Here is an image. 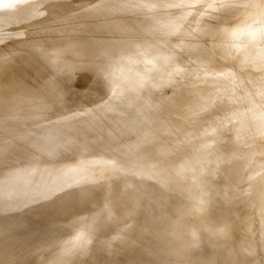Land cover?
Segmentation results:
<instances>
[{"label":"rangeland","instance_id":"rangeland-1","mask_svg":"<svg viewBox=\"0 0 264 264\" xmlns=\"http://www.w3.org/2000/svg\"><path fill=\"white\" fill-rule=\"evenodd\" d=\"M182 1L183 0H0V115L9 109L12 110L13 106L18 108V101L20 100L23 101L26 99L31 100V103H35V101L41 103L52 96L50 93L53 89V93L58 97V91L61 92V90L65 88L62 87V84H64L68 91L66 90V99L64 97L63 101L61 96L64 94L65 89L62 90L61 96L58 97L61 101L59 104H62H58V107L54 106L56 110L57 108L59 109L58 112L54 111L55 109L53 108L54 110L47 120L40 117V113L34 114V117L31 118L29 124L24 129H16L15 131L17 134L29 136L31 135L29 132L33 129L35 130L40 124L51 123L56 120L59 122L65 120L71 122L66 126L67 128L63 133H61V141L65 142L67 139L70 141L73 140L75 143H78L79 146L84 145L86 148L88 145L91 150H80V156H76L79 154L73 152L72 149V151L67 150L65 153L69 155H65L64 153V157L60 159L55 158L52 160L53 162L49 163L50 165L46 163L42 165L39 170L44 173L43 177L45 179L46 177H48L47 179H53L55 176L57 177L58 174V182L60 177L62 180V176L70 170L86 171V176L93 177L95 175L99 178V182L92 185L89 191L94 194L98 191L100 192H98V199H87L85 200L86 202L84 201L85 203L82 200V198L84 199L83 194L78 195L77 198L74 196L72 200H74V203H76L75 205H77V211L74 207L64 211V213H67V215H65L69 217L68 219L65 217L68 221L59 215L60 218L55 216L59 218V222L57 219L55 220L54 216V220L52 218L50 219L49 215H52L48 212L51 210L49 209L50 203L58 199L60 194L63 195L71 190L70 187L64 188L66 192L64 190V192H62V189L60 192L58 190L56 193H60L59 196H56L55 193L50 195V197L54 195L55 199L45 196L43 200L46 201H41V203L44 202L45 204H43L45 206L49 203L47 206L48 211L47 208L45 210V206L43 207L40 201L39 204L37 202V200H41L44 197L35 200L37 204L31 203V205L30 203L26 202V204L24 202V208H22L21 205V208L15 207L16 209L10 206L7 209H0V214H6L8 212L16 213L17 209H23V212L27 211V215L29 214L30 217H32L29 212L32 211L34 215L39 209L44 208L46 212L43 210L38 211H41L40 214H42V217L39 214V217H37L38 219H36L37 224L39 221L41 225V221L45 219L43 222L45 228L49 229L53 227L54 229L53 232L52 228H50L51 231L47 230L49 234L52 232L49 236L48 233H44L45 228L39 230L41 229L40 226H38L39 224L36 228V224L34 223L36 221L32 224L30 220L27 224L33 225L37 230L33 229V227H30L29 230H35L36 233L39 231L42 232H39L41 238L37 237L38 234L35 233L38 239L36 237L32 238L28 243V248L26 247L27 249L25 248V250L21 251V255H14L16 258L20 255L17 259L15 258L14 260V256L13 258L11 257L13 260L9 258V262H7V259L3 262L2 259L7 257V253L14 244L13 241L18 238L20 240V237L23 236L22 234L29 232L28 229V231L26 230L28 225L24 223V227L22 228L19 224V226H17L19 230H15L16 234L14 232L13 235L8 237L1 232V234H3H0L1 263L8 264L12 261L11 264H31L33 262H36L34 264H38L39 261V264H63L61 257H63L64 254L65 256L67 255L66 257L75 256L76 253L71 254L70 252L76 249L75 251L78 255L75 256L76 259L74 256L69 259L72 262L71 264H85L87 262L86 258L88 257L89 261L87 263L89 264L92 262L105 264L103 263L104 258L107 260L106 262L108 264V255L110 256V262H114L117 257L121 258L122 255H124L123 253H125L121 252L122 249L124 251V247L126 245L128 246V240L130 241V238H133V241L137 242V248L128 255V260L143 261V264H168L167 261L165 263L163 260L167 259L169 254L173 251H178V249L184 251V254L181 252V256H184V260L180 264H244L243 261H247V264H264V210L259 216L252 218V215L257 212V207L261 199L263 198L262 201L264 200V175H262L264 172V166L262 165L264 164V117L262 118V114H264V71H262L263 73L260 72L262 68L264 69V0H185L186 3ZM238 2H240V6H238ZM231 11L233 13H231ZM47 12L51 13L47 14ZM230 14L232 16H230ZM216 16H219V18L216 19ZM215 21H217V23H215ZM214 27L216 28L213 31ZM212 32H215L216 35L219 33H224V35L215 36L214 33V35H212ZM204 34H207L206 37H211L212 35V40H208L205 37L209 41L207 42L204 38ZM202 37L204 39H201ZM216 37L217 39L225 37L226 41H224L225 38H221L219 41ZM190 39L195 41V46L191 48L188 46L189 48H187L185 42L189 43ZM207 43L211 45L209 46ZM202 45L204 48L206 47L205 45H207L209 53L206 52L207 48H205V54L208 53L209 55H204L203 57L205 58L198 62L197 60L199 58H197L196 55H203L204 48H202ZM200 48H202V50ZM224 48L225 50H223ZM250 49L258 50L253 51L251 54ZM220 50H223V52L227 50L228 52H224L227 55L223 56L224 53ZM196 51L198 53L195 55ZM243 53L246 55L251 54L249 56V61L246 63V55ZM213 55L216 57H213ZM67 58L74 59L75 63L80 67V70L75 72V66L72 67L71 64L68 65L71 66V68L64 64V66L69 68V70L71 69V71L60 65L65 71V74H63L64 72L61 71L62 69L58 66L57 72L63 73L62 75L61 73H57L59 77L58 75L56 77V73H52L53 70L56 72L54 65ZM257 59L259 60L256 61ZM214 61L215 63L213 64ZM219 61L221 62L216 64V62ZM195 62L199 63L197 67L199 70H196L197 68H193L194 70L190 69L189 72L182 70L187 64H193ZM258 62L259 64H257ZM210 63L212 65H209ZM226 63L228 67H226ZM231 64L233 66H231ZM254 65H256V68ZM138 66H140V69L136 68ZM258 66L262 68L259 69ZM134 67L137 69L136 71ZM251 67L253 69H251ZM220 68L222 69L220 70ZM213 69L217 70L214 71ZM66 70L70 73H67ZM222 71H225L226 75ZM51 76L54 77V80L51 79ZM39 77H45L44 83L48 81L50 84H48V82L46 85L43 84V80L40 78L41 82L39 79V82L34 88V83L36 82L34 80ZM121 77L124 79L122 80ZM120 78L121 81H119ZM230 78H235L237 81L235 79L231 80ZM51 80L54 82L52 81L51 83ZM54 83L55 85H51ZM188 83L191 85L189 84V86H187ZM192 83L196 84L195 87L201 84L199 89V85L197 87L198 91L193 90L195 87ZM56 84H61V87H58V89ZM146 84L148 87L145 86ZM180 84L182 85L180 86ZM141 85L142 88H139L138 86L141 87ZM184 85H186L185 87L187 88H193H190V90L197 93L193 96L191 95L192 97L190 98H179L176 99V102L171 103L170 101L173 100L172 98H175L174 96H177L178 93L180 94L182 91L190 92L189 89V91L185 90L186 88L183 89ZM256 85H258V87ZM175 86H180V89L176 87L174 88V92L173 89L171 90L170 88ZM167 88L168 90L164 91ZM151 90L150 105L142 112L139 108L141 105L140 101L145 98L146 95L148 96L146 93ZM252 90L255 92H252ZM115 92H118L116 95H119V98L113 96ZM134 93L137 95L135 96ZM246 94L247 96L249 95V97H247ZM7 97L9 101L5 100ZM54 98L52 100L51 97L50 101H59V99L56 101L57 99ZM62 102H65V104ZM159 103H163L168 111L170 109L169 112L171 114L168 113L171 118L165 115L166 117L164 116V120L161 118V126L159 124V128L157 125L156 129L153 130L150 128L149 130L151 122L155 124V120L152 117ZM256 103L257 105H255ZM180 105H187V113H189L191 109L194 112V120L199 121V123L197 122L196 125H189L188 123L186 126L183 120H179L178 117L174 119V113L177 112L178 115H181L180 112L177 111L181 108ZM188 106L191 108H188ZM129 107L132 108L130 109ZM133 107L135 109L137 107L136 110L134 109L136 111L135 117L134 114L132 115L134 110L131 113ZM211 108L213 109L211 110ZM167 110H165V112ZM112 111H119L117 112L118 114H124L126 117L123 116V118H127V116L130 118V115L137 118L135 119L136 121L133 117L131 119L134 121L128 118L126 119L127 121L130 120L133 125L139 121L138 123L140 124L137 130L131 126L132 123H130V121H128L129 124L126 120H121L122 116L119 118H121V123L126 121L124 125H115L114 123L117 122L114 120L118 121L119 118L117 120V117H115ZM137 112L138 114H136ZM165 112L163 113L165 114ZM164 114H161L160 117ZM90 115L91 117L87 118ZM184 115H186V113ZM111 118L113 119L112 123ZM196 118L199 119L196 120ZM71 119H74V121H71ZM75 119L77 120L76 122H79L78 124H76ZM177 121H180L183 129L189 127L188 130L185 131L179 128L178 126L181 124L179 125ZM110 123L114 126L112 125V127ZM72 124H76L78 129L75 130L76 128ZM260 126L261 128L263 126L262 130L259 129ZM196 128L199 129V136L193 134ZM3 129L4 128H2V130ZM53 130L54 129H52V131ZM132 130L134 132H132ZM58 131L56 130L55 132ZM1 133L2 131L0 130V137ZM48 133L46 134L48 135ZM46 134L41 135L45 136ZM95 134L96 136L94 137ZM118 137L119 139H117ZM37 138H39V135ZM46 138L45 136L43 141ZM111 139L113 142L121 139L124 142V146L106 149L105 146L112 147L115 144L113 143L112 145ZM93 140L95 143H93ZM108 140L111 141V143H109ZM200 140H203L205 143L200 142ZM8 141H10V139L4 140V142ZM46 141L49 140L46 139ZM117 142L118 141H116V143ZM90 143L94 145L90 147ZM108 143L111 145H107ZM201 143L207 145L203 147ZM54 150L57 151L56 148H54ZM198 151L201 152V155ZM195 153L198 157L195 156ZM202 157L205 158L206 161ZM36 158L37 154H35V157L32 159L26 157L23 159L25 161H23L22 158H18L19 160H17L19 162L22 161V164L23 162H31ZM1 162L0 177L1 174L2 177L0 179L5 176L3 173L12 172V170H8V165H4V163L2 164ZM179 163L182 165H179ZM200 163L204 165V167ZM114 164H117V167H119L115 169V171L110 168ZM100 166L105 167L104 169L106 170L99 169ZM190 166L192 167L190 168ZM131 167L137 170L129 171ZM42 168L45 169L44 172ZM184 168L186 170H184ZM204 168H206V170ZM29 169V171L28 169L25 171L24 168L26 173L24 171L22 173L26 175L28 173V177H34L32 176L34 171L31 172V170L33 169L36 171V169L34 167ZM40 172L37 173H39L42 179L43 177ZM183 172L186 173V176ZM18 173L21 174V171ZM37 173L35 172L34 175H38ZM54 173L57 174L55 175ZM124 173L127 174L124 175ZM258 173L260 174L258 175ZM25 174H23V176ZM29 174L32 175L29 176ZM46 174H49L51 178ZM52 174H54V176ZM64 177L63 179L65 180ZM103 180H112L114 184V186H111L112 189L110 188L109 197L112 198L109 203L107 202V206L112 209V211L109 210L111 214L113 209H116L117 214L125 212L128 213L130 217H132V214H136L139 217L140 214L143 216L144 213L149 212L151 215H155V219L144 222L146 225L144 223L142 224L143 221L139 224L137 221L133 222L129 220L130 224L129 222L126 223L123 231L124 229L126 230V227L129 228L127 232H129L128 234L132 237L126 236V238L125 235H120V238L115 236L117 230H120L118 227L121 226L117 225L116 221H113V218H110L113 214L111 215L110 212H108V217L101 211L103 209L102 205L104 203L106 204V202L101 201L99 197L102 194L101 192H103L101 189L104 183ZM116 180L121 183H119L117 188L115 184ZM144 183L146 184L144 185ZM76 186L77 185H74L72 187ZM136 198H138L137 201L139 202L137 206H133L131 209L126 207H130V205L134 203L132 201H135ZM52 199L54 201H52ZM48 200L51 201L49 202ZM258 200H260V202ZM33 205H38L39 208L38 206L34 208ZM40 205L43 208H41ZM26 206L31 211L26 210ZM31 206L34 210L30 208ZM118 209H120L121 212H118ZM20 210L17 212L23 215V212H20ZM51 211L53 212V210ZM43 213L45 215L48 213L47 219V216L45 217ZM25 214L23 216H25ZM119 215L120 214H114L113 216L117 217ZM34 216H37V214ZM94 216L96 220L98 219V223L95 222L92 228L89 227V230H85L90 235H93L91 239L95 238L94 236L96 233V235L100 234V238L96 236V240L98 242L102 240V242L98 243L94 241V239L92 241L89 238L90 241L88 242L90 243L92 241L91 244L87 242L90 249L86 247L88 244H85L84 249H81L84 243H78V246H80V244L83 246L81 245L82 247H78L76 244L73 246L74 249L71 251L67 250L70 255L66 254L67 252L65 253L64 251V253L60 252V246L67 241L68 236H72V233H75V230L77 228L79 229L80 226H87L84 225L83 220L86 222V220ZM30 217L28 219H30ZM75 217L80 219V222L78 220L70 223V220L73 221ZM49 219L55 222H49L50 225L53 224L50 227L48 226ZM109 219H113V222L111 221L115 224H113V227L118 226L115 229L116 231H114L113 228L107 231V229L112 227V223H110ZM125 219L126 217L122 219L121 222ZM61 220H65L67 223L65 224L66 226H64L67 227L64 231L60 229L63 228L61 225L63 226V223H65H62ZM56 221L59 223V225L57 224V226H59L58 228L56 226L54 227ZM100 221L104 222L103 226ZM105 221L109 222L106 223ZM136 222L138 224H136ZM45 223H47V225ZM73 223L79 226L73 227ZM117 223L119 224L118 220ZM43 224L41 227H44ZM96 224L97 226L101 225L99 229L103 231H99L98 229V232H96ZM71 225L75 228L74 230L70 227ZM94 226H96V229L93 228ZM20 227L22 230H20ZM103 227L107 229L104 230ZM55 228H57V230H55ZM23 230L24 232L21 234L20 232ZM60 230H62V232ZM66 230L69 231V234L73 232L67 235L68 233ZM235 231L237 233L233 235L232 232ZM60 232L61 234L59 235ZM108 232L112 236L108 234ZM244 232H246V234ZM43 233L46 236L48 235L49 239L42 235ZM53 233H56L55 236L52 235ZM106 234H108V236L110 235L111 239L110 236L108 237ZM17 235L19 236L17 237ZM14 236L16 237L15 240L13 239ZM51 236L52 238H50ZM105 236L109 239L107 238V240H105ZM114 237L118 239L115 240ZM122 237L125 239L123 238L122 240ZM199 237H203V239H200L202 240L199 243L201 245H210L211 240H214V244L220 247L216 249V253L214 257L211 256L212 259L210 261H208L209 257L203 253L206 251L205 247H199L198 243H196ZM39 238L43 239V241H39ZM55 238L57 239L56 242ZM50 239L54 240L55 243L53 244ZM112 239L116 241L114 243H117L118 240L120 243L122 240L121 243L126 242L124 243V245H126L123 247L122 244L121 247L118 243L120 249L122 248L119 250V247H115V244H113ZM126 239L127 241H124ZM104 240L107 243H109V240L110 242L112 241V245L114 246L110 247V243L108 245ZM93 243H97L96 245L100 246H98L99 248L96 251V248L93 250V247H96ZM103 244L104 246L102 247ZM257 244L262 245L258 247ZM108 246L112 249L109 250ZM77 247L78 249L80 248L83 253L86 251L84 255L81 256L82 253L80 252V254L78 252L80 250H77ZM233 247L235 248L233 249ZM113 248H117L116 251ZM127 248L128 247H126V249ZM100 249L103 251L101 252ZM91 250L93 251V254H91L92 256L88 253V251L90 252ZM113 250L114 252H112ZM117 250L122 255H118L119 252ZM232 250L235 251V255L238 257V261L235 263H233L232 259L235 257L232 255V253H234ZM98 251L100 256L98 255ZM96 252L97 255L95 254L96 256H94ZM115 252L118 253V256L115 255ZM144 252L149 253L146 255ZM87 253L88 257L86 256ZM102 253L105 254L104 256L106 257H104ZM79 256L81 257L79 258ZM83 256H86V258H82ZM90 256L92 258L93 256L96 257L95 260L98 258L97 261H94V259L93 261L90 260ZM73 258L74 260L72 261ZM81 258L83 260H81ZM246 259H253V261ZM84 260L86 262L82 263ZM113 262L109 264H113Z\"/></svg>","mask_w":264,"mask_h":264},{"label":"bare ground","instance_id":"bare-ground-1","mask_svg":"<svg viewBox=\"0 0 264 264\" xmlns=\"http://www.w3.org/2000/svg\"><path fill=\"white\" fill-rule=\"evenodd\" d=\"M240 1H243V0H240ZM182 2H184V3H186L185 2V0H183ZM234 2V1H233ZM236 3V2H235ZM240 2H238V4H239ZM242 3H244V2H242ZM263 3V2H262ZM261 3V4H262ZM236 5H237V3H236ZM241 5H243V4H241ZM233 6H234V4H233ZM238 6H240V4L238 5ZM245 6V5H244ZM243 6V7H244ZM236 7V6H235ZM228 8V7H227ZM231 9V8H230ZM245 9V8H244ZM44 10H46V9H44ZM47 11V10H46ZM229 11V10H228ZM227 11V12H228ZM236 11V10H235ZM242 11V10H241ZM230 12V11H229ZM228 12V13H229ZM51 13V12H50ZM50 13H48L47 12V14H50ZM226 13V12H225ZM231 13H233L232 11H231ZM241 14V13H240ZM242 14H243V12H242ZM254 14V13H253ZM216 15H218V14H216ZM223 15V14H222ZM228 16V15H227ZM230 16H232L231 14H230ZM245 16V15H244ZM221 17V16H220ZM256 17V16H255ZM217 18H219V16L217 17L216 16V19ZM224 18V17H223ZM228 18H230V17H228ZM232 18V17H231ZM236 18V17H235ZM234 18V19H235ZM239 18V17H238ZM215 19V20H216ZM221 19V18H220ZM228 20V19H227ZM232 20V19H231ZM218 21V20H217ZM217 21H215V23H217ZM221 21V20H220ZM232 22V21H231ZM219 25H220V23H219ZM212 26H213V24H212ZM214 26H215V24H214ZM240 26V25H239ZM216 27H214L213 28V31H214V29H215ZM220 28V27H219ZM218 29V28H217ZM222 29H223V27H222ZM247 30V29H246ZM216 31V30H215ZM221 32H222V30H221ZM228 32V31H227ZM215 34V32H212V35H214ZM207 35V34H206ZM206 35L204 34V38L206 37ZM212 35H211V37H212ZM218 36H221V35H224V33H222V34H217ZM216 34H215V36H217ZM248 35V34H247ZM262 35H263V33H262ZM257 36V35H256ZM193 37V36H192ZM191 37V38H192ZM199 37H201V36H199ZM198 37V38H199ZM211 37L209 36H207L206 38L208 39V40H212L211 39ZM203 37L201 38V39H204ZM205 38V39H206ZM213 38V37H212ZM224 39L225 37H220V39ZM253 38V37H252ZM193 39H194V37H193ZM193 39H190L189 40V43H187V42H185V45L187 46V48H191L192 46H195L194 44H195V41L193 40ZM200 39V40H201ZM206 39V41L207 42H209L208 40ZM216 39H217V37H216ZM219 39V38H218ZM217 39V40H218ZM220 39H219V41H220ZM229 39V38H228ZM236 39V38H235ZM193 40V41H192ZM196 40V39H195ZM230 40H231V38H230ZM219 41H218V43H219ZM224 41H226V38L224 39ZM228 41V40H227ZM232 42V41H231ZM230 42V43H231ZM240 42V41H239ZM238 43V42H237ZM183 44H184V42H183ZM220 44V43H219ZM225 44H226V42H225ZM224 44V45H225ZM162 45V44H161ZM207 45H211L210 43H207ZM207 45H205L206 47L205 48H207ZM223 45V46H224ZM227 45V44H226ZM251 45V44H250ZM163 46V45H162ZM162 46H160V47H162ZM189 46V47H188ZM208 46V47H209ZM229 46V45H228ZM234 46V45H233ZM237 46V45H236ZM222 47V46H221ZM227 47V46H226ZM251 47V46H250ZM194 48V47H193ZM202 48H204V46L202 45ZM202 48H200L201 50H202ZM205 48H204V50H203V53L202 52H200V53H202L203 55H201L200 56V54H197L198 52L196 51L195 52V55L197 54L198 56H200L201 57V59H200V57H198L197 55H196V57L197 58H199L197 61L199 62V61H202L203 60V58H205V57H203L204 55L206 56V54H208L209 53V49L207 48V51L206 52H208V53H206L205 54ZM209 48H211V47H209ZM219 48V47H218ZM229 48V47H228ZM255 48V47H254ZM199 49V50H200ZM259 49V48H258ZM257 49V50H258ZM223 50H225V48L223 49ZM223 50H220L221 52H223ZM231 50V49H230ZM243 50V49H242ZM251 50V54H252V52L253 51H257V50H252V49H250ZM261 50V49H260ZM227 51V50H226ZM226 51H224V52H226ZM218 52V51H217ZM223 52V53H224ZM228 52V51H227ZM247 52V51H246ZM259 52V51H258ZM233 53V52H232ZM248 53V52H247ZM231 54V53H230ZM230 54H229V56H230ZM243 54H245V53H243ZM251 54H249V55H246V57H245V59H246V61H245V63L246 62H248L249 61V56L251 55ZM254 54V53H253ZM209 55V54H208ZM218 55V54H217ZM224 55H227V54H223V56ZM236 55V54H235ZM242 55V54H241ZM255 55V54H254ZM234 56V55H233ZM213 57H216V56H214L213 55ZM226 57V56H225ZM224 57V58H225ZM232 57V56H231ZM253 57V56H252ZM207 58H209V57H207ZM220 58V57H219ZM229 58V57H228ZM242 58V57H241ZM211 59V58H210ZM234 59V58H233ZM248 59V60H247ZM250 59L252 60V58L250 57ZM205 60V59H204ZM212 60V59H211ZM223 60V59H222ZM226 60V59H225ZM259 59H257L256 61H258ZM218 61V60H217ZM253 61V60H252ZM262 61V60H261ZM198 62H195V63H193V64H187L186 66H184L183 68H182V70L183 71H185V72H189L190 71V69L191 70H194V69H196L198 66H199V63ZM221 61H219V62H216V64L217 63H220ZM226 62V61H225ZM230 62V61H229ZM234 62V61H233ZM240 62V61H239ZM215 63V61L213 62V64ZM231 63V62H230ZM241 63H242V61H241ZM240 63V64H241ZM251 63V62H250ZM256 63V62H255ZM64 64L65 65H67V67H70L71 68V66L73 67V66H75L74 68H75V72L77 71L78 72V70H80V67L78 66V64H76L75 63V61H74V59H72V58H67V59H65L64 61H61V62H59V63H57V64H55L54 65V69H55V71L56 72H54V70L52 71V73H56V77H57V75L59 74V73H61V72H57V67L59 66V68H61L60 70L61 71H63L62 73L63 74H65V71L63 70V68H62V66H64ZM71 64V66H68V65H70ZM222 64V63H221ZM224 64V63H223ZM234 64V63H233ZM239 64V65H240ZM248 64V63H247ZM257 64H259V62L257 63ZM262 64V63H261ZM60 65H62V66H60ZM141 65V64H140ZM209 65H212L211 63L209 64ZM238 65V64H237ZM241 65H243V64H241ZM246 65V64H245ZM144 66V65H143ZM219 66V65H218ZM231 66H233L232 64H231ZM235 66V65H234ZM248 66V65H247ZM251 66V65H250ZM255 66V68H256V65H254ZM253 66V67H254ZM65 68H67L66 66H64ZM141 67H142V65H141ZM211 67V66H210ZM223 67V66H222ZM226 67H228V65H227V63H226ZM245 67V66H244ZM249 67V66H248ZM259 67V66H258ZM58 68V69H59ZM135 68V67H134ZM137 69H140V66H138V67H136ZM135 68V71L137 70ZM194 68V69H193ZM237 68V67H236ZM262 67H259V69H261ZM68 70H69V68H67ZM222 68H220V70H221ZM233 69V68H232ZM244 69V68H243ZM251 69H253L252 67H251ZM60 70H58V71H60ZM74 70V69H73ZM196 70H199L198 68L196 69ZM214 71L215 70H217V69H213ZM226 70V69H225ZM227 70H228V68H227ZM226 70V71H227ZM235 70V69H234ZM237 70H240V69H237ZM256 70V69H255ZM254 70V71H255ZM69 71H71V69L69 70ZM67 72V70H66V72L67 73H70V72ZM244 71H245V69H244ZM253 71V70H252ZM262 71H264V69L262 68L261 69V71L260 72H262ZM74 72V71H73ZM222 72H224L225 73V75H226V72L225 71H222ZM232 72V71H231ZM230 72V73H231ZM234 72V71H233ZM239 72V71H238ZM58 73V74H57ZM62 73H61V75H62ZM125 73V72H124ZM123 73V74H124ZM214 73V72H213ZM213 73H212V75H213ZM218 73V72H217ZM227 73H228V71H227ZM263 73V72H262ZM234 74H235V72H234ZM238 74V73H237ZM51 75H53V74H51ZM220 75V74H219ZM218 75V76H219ZM222 75V74H221ZM241 75V74H240ZM243 75V74H242ZM264 75V74H263ZM263 75H262V78H263ZM122 76V75H121ZM206 76V75H205ZM210 76V75H209ZM228 76V75H227ZM233 76H235V75H233ZM239 76V75H238ZM245 76V75H244ZM52 77V78H51ZM51 77H49V78H51V79H53L54 77L53 76H51ZM56 77H55V80H56ZM58 77H59V75H58ZM213 77V76H212ZM220 77V76H219ZM231 77V76H230ZM242 77V76H241ZM246 77V76H245ZM244 77V78H245ZM42 79L43 80V84H45L46 85V83L48 82V81H46V83H44V80L46 79L45 77H39L38 79H36V80H34V81H36L34 84H35V86H34V88L36 87V84L39 82V79ZM47 78H48V76H47ZM122 78V80L124 79L123 77H121ZM121 78H120V80L119 81H121ZM204 78V77H203ZM202 78V79H203ZM209 78V77H208ZM238 78V77H237ZM253 78V77H252ZM258 78V77H257ZM261 78V79H262ZM41 79H40V82H41ZM228 79H229V77H228ZM231 79V78H230ZM235 79V78H234ZM234 79H231V80H234ZM54 80V79H53ZM53 80H51V83H52V81ZM227 80V79H226ZM236 80V79H235ZM255 80V79H254ZM237 81V80H236ZM242 81V80H241ZM244 81H246V80H244ZM54 82V81H53ZM208 82V81H207ZM232 82V81H231ZM246 82H248V81H246ZM41 83V84H42ZM235 83V82H234ZM262 83V82H261ZM263 83H264V80H263ZM262 83V84H263ZM48 84H50V82H48ZM178 84V83H177ZM189 84L190 83H188V85L187 86H189ZM220 84H222V83H220ZM219 84V85H220ZM229 84V83H228ZM51 85H55V83L54 84H51ZM57 85V84H56ZM60 85V86H59ZM150 85V84H149ZM182 84H180V86H181ZM191 85V84H190ZM192 85L195 87L196 86V84H194V83H192ZM198 85H199V87H198ZM197 85V87H198V89L200 88V85L201 84H198ZM247 85V84H246ZM254 85H255V82H254ZM143 86H144V84H143ZM145 86H147L148 87V85L146 84ZM180 86H175V87H171L170 89L172 90L173 89V91H174V88H179ZM186 85H184V87H183V89H185V90H190V88H187V87H185ZM218 86V85H217ZM243 86V85H242ZM245 86V85H244ZM248 86V85H247ZM257 87H258V85H256ZM56 87V86H55ZM60 88L61 87V84H58L57 85V88ZM62 87H65V88H63V89H65V92H64V94L61 96V94H62V90H61V92L60 91H58L59 93V95H58V97L59 96H61V98H62V101H63V98L65 97V93H66V86H64V84H62ZM139 88H142V85H141V87L140 86H138ZM150 87H151V85H150ZM150 87H149V89H150ZM197 87H195L194 89L193 88H191V89H193L194 91H196L197 90ZM234 87H235V84H234ZM251 87H252V85H251ZM58 88V89H59ZM242 88V87H241ZM144 89V88H143ZM143 89H142V91H143ZM145 89H146V87H145ZM148 89V88H147ZM148 89V90H149ZM180 89V88H179ZM182 89V88H181ZM239 89V88H238ZM245 89V88H244ZM252 89H254V88H252ZM54 90V89H53ZM52 90V94L50 93V95H52L51 97H52V100H53V98L56 96L55 95V93H53L54 91ZM137 90H139V89H137ZM153 90V89H152ZM152 90L148 93H146V94H148V96L146 97L145 96V98H143V99H145V100H141L140 101V103H141V105H140V109H141V111L143 112V110L144 109H146V108H148L149 107V105H150V103H149V100H150V95H152ZM168 90V88L167 89H165L164 91H167ZM176 90V89H175ZM178 90V89H177ZM184 90V91H185ZM188 90V91H189ZM224 90V89H223ZM234 90V89H233ZM255 90H256V88H255ZM33 91V90H32ZM56 91V90H55ZM68 91V90H67ZM141 91V92H142ZM163 91V92H164ZM172 91V92H173ZM198 91V90H197ZM217 91V90H216ZM216 91H214V92H216ZM243 91V90H242ZM138 92V91H137ZM144 92H146V91H144ZM175 92V91H174ZM181 92V91H180ZM252 92H255V91H253L252 90ZM118 92H115L114 94L115 95H113L114 97H117V98H119L120 96L119 95H116ZM195 93H197V92H192V90H190V92L188 93L187 91H185V92H181L180 94L178 93H176L177 94V96H174L175 98H172L171 100L172 101H170L171 103H174V102H176V99H179V98H190V97H192ZM238 93V92H237ZM57 94V93H56ZM68 94V93H67ZM143 94V93H142ZM175 94V95H176ZM226 94H227V92H226ZM264 94V93H263ZM262 94V95H263ZM49 95V94H48ZM47 95V96H48ZM49 95V96H50ZM54 95V96H53ZM134 95H135V93H134ZM137 95V94H136ZM135 95V96H136ZM139 95V94H138ZM145 95V94H144ZM173 95H174V93H173ZM189 95V96H188ZM192 95V96H191ZM241 95V94H240ZM243 95V94H242ZM181 96H184V97H181ZM246 96H247V94H246ZM254 96V95H253ZM51 97L50 98H48V99H45L43 102H37V101H35V103L34 102H32L31 103V100H20V101H18V108L17 107H15V106H13V109L12 110H7L6 112H4V113H2L0 116L2 117H0V122H2V123H0V130L2 131V133H1V139H0V162H1V160H2V164L4 163V165H8V170H12V172H9V173H3L5 176H3V178L2 179H0V209H7L9 206L10 207H12V208H21V205H22V208H24V202L26 203H36L37 204V202H38V204H39V201H40V203H41V201H46V200H43V199H45V196H49L50 197V195H52V194H56V196H59V194L58 193H56L58 190H59V192L61 191V189H62V192H64L65 190H64V188H67V187H70L71 188V190H69V191H65L66 193H62L63 195H61L60 194V196L58 197V199H56L55 201L52 199V201H54V202H51L50 203V205H49V209H51V210H53V212L51 213L50 211L48 212V213H50L52 216H50L49 215V217H50V219L52 218L53 220H54V217L55 216H62V217H67L66 215H67V213L65 212L64 213V211L65 210H70L71 208H73L74 207V209L76 210L77 208H76V206L77 205H75L76 203H74L75 201L74 200H72V198L75 196L76 198H77V196L78 195H80V194H83V197H84V199L82 198V200H83V202L85 201V200H87V199H98V192L96 193V194H94V193H92V192H90L89 191V188L92 186V185H95L97 182H99V178H97L98 176H93V177H90V176H86V171H83V172H81V171H75V170H70V171H68L67 173H65L64 174V176H62V180H61V177H60V180H59V182H58V178H59V175L57 174V173H54L55 175L57 174V177L55 176L54 178H55V180H54V178L53 179H47L48 177H46V179L43 177L44 175V173H42V172H40L41 170H39L40 169V167H42V165H44V164H49L50 162H53L52 160H54L55 158H62V157H64L67 153H65L67 150H73V152H75L76 154H81V151H83V150H91V148H89V146L87 147L86 146V148L84 147V145L83 146H79L78 145V143H75V141H73V140H66L65 142L63 141H61V133H63V131L67 128L66 126H68V124L69 123H71V122H68V120H65V121H55V122H51V123H43V124H40L39 126H37L36 128H35V130L33 129L31 132H29V134H31V135H29V136H26V135H22V134H17L16 133V129L18 130V129H20V130H22V129H24L28 124H29V121L31 120V118L32 117H34V114L36 115L37 113H40V117H42V118H44V119H48L49 117H50V114L53 112V110L55 109L54 108V106L56 107H58V104H59V102H61L60 101V98H58L57 96L54 98V99H57L56 101H58V99H59V101L58 102H55V101H50L51 100ZM172 97V96H171ZM227 97H228V95H227ZM243 97V96H242ZM247 97H249V95L247 96ZM10 98V97H9ZM245 98V97H244ZM254 98V97H253ZM65 99H66V97H65ZM64 99V100H65ZM259 99V98H258ZM5 100H8L9 101V99H8V97L5 99ZM255 100V99H254ZM260 101V100H259ZM7 103H9V102H7ZM62 103H64L65 104V102H62ZM259 103H261V102H259ZM61 104V103H60ZM59 104V105H60ZM63 104V105H64ZM160 104V105H159ZM158 105H157V108H156V112H153V117L152 118H154V120H155V124H152V122H151V124H150V126H149V130H150V128H152L153 130L154 129H156V127H157V125H158V128H159V124H160V126H161V118L163 119V118H165L166 116L165 115H167L168 116V118L170 117L169 116V111H170V109H169V111L164 107L165 105L163 104V103H159ZM62 105V104H61ZM255 105H257V103L255 104ZM65 106V105H64ZM134 106H137V105H134ZM138 106H139V103H138ZM137 106V107H138ZM181 106V108L180 109H178L177 111H179L180 112V114L181 115H178L177 114V112L176 113H174L175 114V117H173L174 116V114H173V118L175 119V118H179V120L181 119V120H183V122H184V124L187 126V124L189 123V125H196L197 124V122L199 123V121H195L194 120V116H193V111L190 109V112L189 113H187V111H188V109H187V105L186 106H182V105H180ZM260 106V105H259ZM137 107H136V109H137ZM54 108V109H53ZM130 108V107H129ZM132 108V107H131ZM130 108V109H131ZM165 108V109H164ZM188 108H191V107H189L188 106ZM256 108H258V107H256ZM135 108L133 107V109L131 110V113H132V111L134 110ZM135 109V110H136ZM213 108H211V110H212ZM58 108H57V110L55 109L54 111H57L58 112ZM134 110V112L132 113V115L134 114V117H135V111ZM165 110H167L166 112H165ZM264 110V109H263ZM138 111V110H137ZM117 112H119V111H112V113L113 114H115V117H117V120H118V118L120 117V116H122L121 118H119V120L118 121H116V120H114L115 122H117V123H114L115 125H118V126H121V125H124V123L127 121L126 119L128 118V119H130L131 121L133 120V119H131L133 116L132 115H130L131 117L129 118L128 116H127V118H125L126 116L124 115V114H122V113H120V114H118ZM163 112H165V114L163 113ZM169 112V113H168ZM205 112V111H204ZM117 113V114H116ZM166 113H168V114H166ZM186 113V115H184ZM191 113V114H190ZM263 113V112H262ZM136 114H138V112L136 113ZM161 114H164V115H162V117H160L161 116ZM171 114V113H170ZM196 114V113H195ZM117 115V116H116ZM203 115H204V113H203ZM263 116H262V118L264 117V114H262ZM123 116H125L124 118H123ZM165 116V117H164ZM181 116V117H180ZM205 116V115H204ZM207 116V115H206ZM91 117V115L90 116H88L87 118H90ZM112 117H114V116H112ZM133 117V118H134ZM201 117V116H200ZM108 118H110V117H108ZM171 118V117H170ZM173 118H172V120H173ZM202 118V117H201ZM116 119V118H115ZM126 120L124 123H121V120ZM135 119H137V118H134V120ZM199 119V118H198ZM197 118H196V120H198ZM203 119V118H202ZM264 119V118H263ZM74 121V119H71V121ZM130 120H128V121H130ZM133 120V121H134ZM139 120V119H138ZM137 120V121H138ZM160 120V121H159ZM164 120V119H163ZM169 120H171V119H169ZM176 120H178V119H176ZM77 120L75 119V122H76ZM89 121H90V119H89ZM88 121V122H89ZM127 121V122H128ZM130 121V123H132ZM136 121V120H135ZM113 122V119L111 118V123ZM139 122V121H138ZM138 122H136V123H134V125H133V123L131 124V126L135 129V130H137V128H138V126H139V124L140 123H138ZM178 122V124L180 125L181 123H180V121H177ZM73 123V122H72ZM79 122H76V124H78ZM110 123V124H111ZM129 123V122H128ZM129 123V124H130ZM138 123V124H137ZM74 124V123H73ZM72 124V125H73ZM76 124L75 125H73L76 129L75 130H77L78 128V126H76ZM121 124V125H120ZM177 124V123H176ZM175 124V125H176ZM222 124H224V123H222ZM71 125V126H72ZM113 124H111V126H112ZM114 126V125H113ZM112 126V127H113ZM185 126V127H186ZM73 127V128H74ZM99 127V126H98ZM177 127V126H176ZM175 127V128H176ZM179 128H182V124L180 125V126H178ZM177 127V128H178ZM184 127V126H183ZM2 128H4L3 130H2ZM70 128V127H69ZM131 128V127H130ZM132 128V129H133ZM174 128V127H173ZM188 128L189 127H187V128H182L183 130H188ZM52 129H54L53 131H52ZM58 131V132H55L56 130ZM181 129V130H182ZM259 129H263V126H262V128H261V126L259 127ZM153 130H152V132H153ZM198 130L199 129H194V133L193 134H196V136L198 135L199 136V132H198ZM18 132V131H17ZM20 132V131H19ZM49 132V133H48ZM132 132H134L133 130H132ZM201 132V131H200ZM46 133H48V135L46 134ZM77 133V132H76ZM41 134H46L45 136L47 137L46 139L47 140H49V141H46V139L43 141V139H44V137L45 136H42ZM52 136H51V135ZM135 134V133H134ZM201 134V133H200ZM39 135V138H37V136ZM182 135V134H181ZM42 136V137H41ZM96 136V134L94 135V137ZM201 136V135H200ZM260 136V135H259ZM98 137V136H97ZM153 137V136H152ZM151 137V139L153 140V138ZM37 138V139H36ZM214 138V137H213ZM264 138V137H263ZM8 139H10V141H8V142H4V140H8ZM39 139V140H38ZM116 139V138H115ZM114 139V140H115ZM117 139H119V137L117 138ZM183 139V138H182ZM182 139H181V141H182ZM94 140H96V139H94ZM93 140V141H94ZM110 140V139H109ZM108 140V141H109ZM198 140V139H197ZM213 140V139H212ZM54 141V142H53ZM111 141H112V145H113V143H115L112 147H108V146H105L106 147V149H110V148H119V147H121V146H124V142L120 139V140H115V142H113V140L111 139ZM111 141H109V143H111ZM116 141H118L117 143H116ZM193 141V140H192ZM194 141H196V140H194ZM205 141V140H204ZM207 141V140H206ZM97 142V141H96ZM200 142H203V140H200ZM213 142H214V140H213ZM6 143H8V144H6ZM93 143H95V141L93 142ZM107 144V145H111V144ZM185 143V142H184ZM203 143H205V142H203ZM203 143H201V144H203ZM208 143V142H207ZM217 143V142H216ZM92 143H90V147L91 146H93V145H91ZM259 144V143H258ZM207 145V144H206ZM205 144H203V147H205L206 146ZM212 145H214V144H212ZM212 145H211V148H212ZM263 145V144H262ZM192 146H193V143H192ZM195 146H196V143H195ZM202 146V145H201ZM215 146V145H214ZM108 147V148H107ZM176 147V146H175ZM54 148H56V150L57 151H55L54 150ZM209 148V147H208ZM189 149V148H188ZM187 149V150H188ZM214 149V148H213ZM71 150V151H72ZM81 150V151H80ZM89 150V151H90ZM117 150V149H116ZM190 150V149H189ZM199 150H201V149H199ZM71 151H70V153H71ZM194 151H195V149H194ZM197 151V150H196ZM202 151V150H201ZM199 152V151H198ZM205 152H206V150H205ZM258 152V151H257ZM263 152V151H262ZM261 152V153H262ZM65 153V155H63ZM190 153V152H189ZM188 153V154H189ZM207 153V152H206ZM264 153V152H263ZM35 154H37V158L36 159H33L31 162H23L22 164H21V162L22 161H18L19 159L18 158H22V160L23 159H25L26 157H30V159H32V158H34L35 157ZM72 154H74V153H72ZM75 154V155H76ZM80 154L79 155H76V156H80ZM194 154V153H193ZM196 154V153H195ZM199 154L201 155V152H199ZM67 155H69V154H67ZM74 155V156H75ZM200 155H199V157H200ZM203 155H204V153H203ZM257 155V154H256ZM191 156V155H190ZM193 156V155H192ZM195 156H197V154L195 155ZM187 157V156H186ZM198 157V156H197ZM205 157V156H204ZM207 157V156H206ZM189 158V157H188ZM203 158V157H202ZM237 158V157H236ZM18 159V160H17ZM183 159H185V158H183ZM203 159H205V158H203ZM196 160V159H195ZM252 160V159H251ZM23 161H25V160H23ZM197 161V160H196ZM205 161H206V159H205ZM264 161V160H263ZM75 162H80V161H75ZM201 162H202V160H201ZM20 163V164H19ZM185 163V162H184ZM198 163V162H197ZM208 163H209V161H208ZM208 163H207V165H208ZM228 163V162H227ZM76 164V163H75ZM181 163H179V165H180ZM193 164H194V162H193ZM201 164V163H200ZM206 164V163H205ZM4 165H3V167H4ZM50 165V164H49ZM182 165V164H181ZM186 165V164H185ZM192 165V164H191ZM202 165V164H201ZM247 165V164H246ZM250 165V164H249ZM248 165V166H249ZM263 166H264V164H262ZM1 167H2V165H0ZM48 166V165H47ZM74 166V165H73ZM105 166V165H104ZM189 166V165H188ZM195 166H196V163H195ZM203 167H204V165H202ZM219 166H220V164H219ZM0 167V168H1ZM35 168L36 169V171L35 170H31V172L32 171H34L33 172V175L32 174H29V176L30 175H32V176H34V177H28L27 175H28V173H27V175L25 174L26 172L25 171H27V169H28V171L30 170L29 168ZM49 167H51V166H49ZM180 167V166H179ZM192 166H190V168H191ZM200 167V166H199ZM246 167V166H245ZM24 168H25V171H24ZM46 168V167H45ZM105 167H102V166H100V168L99 169H102V170H106V169H104ZM113 171H115V169H118L119 167H117V164H114V165H112L111 167H110ZM209 168V167H208ZM211 168H212V166H211ZM218 168V167H217ZM222 168V167H221ZM247 168V167H246ZM6 169V168H5ZM23 169V170H22ZM72 169V168H71ZM205 170H206V168H204ZM215 169V168H214ZM44 168H42V171L44 172ZM135 170H137L136 168H134V167H131L130 169H129V171H135ZM176 170V169H175ZM178 170V169H177ZM179 170H180V168H179ZM184 170H186L185 168H184ZM209 170H211V169H209ZM219 170V169H218ZM264 170V169H263ZM21 171V174L20 173H18V172H20ZM25 172V173H22V172ZM190 171V170H189ZM195 171H197V170H195ZM221 171V170H220ZM254 171H255V169H254ZM31 172H29V173H31ZM35 172L37 173V172H40L41 174H42V179H41V176L39 175V173H37L38 175H34L35 174ZM180 172V171H179ZM218 172V171H217ZM259 172V171H258ZM2 173V172H1ZM59 173H61V172H59ZM183 173H185V172H183ZM182 173V174H183ZM189 173V172H188ZM187 173V174H188ZM264 173V172H263ZM262 173V175H264ZM23 174H25L24 176H23ZM54 174H52L53 176H54ZM127 174V173H126ZM125 173H124V175H126ZM256 174H257V172H256ZM255 174V175H256ZM260 173H258V175H259ZM47 176L49 175V174H46ZM51 175V176H52ZM181 175V174H180ZM205 175V174H204ZM21 176H23V177H21ZM27 176V177H26ZM52 176V177H53ZM60 176H61V174H60ZM177 176V175H176ZM185 176H186V173H185ZM1 177H2V174H1ZM0 177V178H1ZM49 177H50V175H49ZM63 177L65 178V180L63 179ZM258 177V176H257ZM51 178V177H50ZM56 178H57V180H56ZM109 178H111V177H109ZM259 179V178H258ZM55 181V182H54ZM62 183H61V182ZM65 181V182H64ZM213 181V180H212ZM103 185H102V191L103 192H101L102 194L99 196L100 197V200L101 201H103V202H106V204L104 203L103 205H102V212L103 213H105L106 214V216H108L109 217V214H108V212H110L109 210H111L112 211V209L109 207V206H107L108 205V203L110 202V200H111V198L112 197H109V195H110V188H111V186H114V184H113V181L112 180H103ZM211 182V181H210ZM59 183V184H58ZM61 183V184H60ZM119 181H117L116 180V182H115V184H116V188L118 187V185H119ZM121 184V183H120ZM146 183H144V185H145ZM74 185H77L76 187H72V186H74ZM112 189V188H111ZM64 190V191H63ZM67 190V189H66ZM208 190V189H207ZM210 190V189H209ZM100 193V192H99ZM58 194V195H57ZM185 194V193H184ZM183 194V195H184ZM42 197H44V198H42ZM49 197H47V198H49ZM53 198L55 197L54 195L52 196ZM52 197H50V198H52ZM41 199V200H37V199ZM46 198V199H47ZM57 198V197H56ZM102 198H103V200H102ZM55 199V198H54ZM263 199V198H262ZM262 199H261V202H260V200H258L260 203L258 204L259 206L257 207V212L256 213H254L253 215H252V218L253 217H255V216H259L261 213H262V211L264 210V200L262 201ZM35 200H37V202H35ZM105 200H107V201H105ZM138 200V198H136V200L134 201H132V202H134V203H132V205H130V207L129 206H126V207H128V208H130L131 209V207H133V206H137L138 204H139V202L137 201ZM32 201H34V202H32ZM49 202L51 201V200H48ZM91 201H93V200H91ZM43 202V203H44ZM86 202V201H85ZM84 202V203H85ZM90 202V201H89ZM108 202V203H107ZM26 203V204H27ZM43 203H41V204H43ZM83 203V204H84ZM130 203V204H131ZM137 203V204H136ZM258 203V202H257ZM45 204V203H44ZM43 204V207L45 206ZM47 204V203H46ZM49 204V203H48ZM48 204H47V206H48ZM32 205V204H31ZM27 206H30V205H27ZM27 206H26V208H27ZM36 206V205H35ZM34 205H33V207L34 208H36ZM41 206V205H40ZM47 206H45L44 208H45V210H46V208H47V211H48V207ZM42 206H41V208H43ZM81 207V206H80ZM15 208V209H16ZM30 208H32V206L30 207ZM38 208H39V206H38ZM38 208H37V210H38ZM44 208L43 209H39V210H43L44 211ZM138 208V207H137ZM18 210H20V209H17L16 210V213L14 212V213H10V212H8V213H6V214H0L1 216H0V228H1V230H0V234H1V232H3L7 237L8 236H10V235H13L14 234V232H15V230L16 229H18L17 228V226H19V224H20V226L23 228L24 227V223H26V225H28V228H26V230L28 229H30V227H33V229H36L37 228V225L40 223L39 221H38V224H37V220L36 219H38L37 217H39V214H40V212H38L37 210V216H34V215H36V214H34L33 215V213H32V211L30 210V209H26V210H29V211H31V212H29V213H31V216L32 217H30V215L28 214L27 215V211H25V212H23L22 210H20V212L22 211L23 212V215L25 214V216H23L22 215V213H18L17 211ZM32 210H34L33 208H32ZM77 211V210H76ZM34 212V211H33ZM44 212H46V211H44ZM115 212V213H114ZM118 212H121L120 211V209H118ZM48 213L45 215L44 213H43V215L46 217L47 215H48ZM66 214V215H65ZM105 214H103V215H105ZM110 214H111V212H110ZM115 214V215H118V214H120L119 216H113V215ZM112 217H110V218H113L112 220L115 222L116 221V224L117 225H119V226H121V227H118V226H114L113 227V224L114 223H112L113 221L112 220H110V223H112V227L111 226H109V227H111L110 229H107V228H105L104 229V227H103V229L104 230H106L107 229V231L108 230H111L112 228H113V230L114 231H116L115 229H116V227H118V228H120V230L118 231L117 230V232L115 233L113 230V232L115 233V236H117V237H120L121 238V236L120 235H125V237L127 236V237H132L131 235H129L128 233L129 232H127L128 230H129V228H127L126 227V230L124 229V231H123V228H124V226L126 225V223H128L129 222V224H130V221H137L139 224H140V222H142V224L144 223V222H146V221H150V220H152V219H155V215H151L149 212H147V213H144L143 214V216H141V214H140V216L138 217L136 214H132L131 216L132 217H130V216H128V213H125V212H121V213H118L117 214V212H116V209H113V212H112ZM124 215H126V216H124ZM223 215V214H222ZM30 217V219H28L29 217ZM40 216L42 217V214H40ZM43 216V217H44ZM54 216V217H53ZM58 216V217H59ZM230 216V215H229ZM126 217V219L123 221V222H121L122 221V219H124ZM48 218V216L46 217V219ZM60 218V217H59ZM59 218H56L55 217V220L57 219V221L59 222ZM69 217H67V219H68ZM105 218V217H104ZM107 218V217H106ZM128 218V219H127ZM40 219H42V218H40ZM39 219V220H40ZM50 219L48 220V223L50 222L51 223V221L53 222V220H51L50 221ZM66 219V218H65ZM66 219V220H67ZM70 219H71V216H70ZM69 219V220H70ZM77 219V220H76ZM31 220V221H30ZM79 220V222H80V219H78L77 217H75V219L72 221V220H70L69 222L70 223H72V222H75V221H78ZM105 220V219H104ZM103 220V221H104ZM117 220H118V222H119V224L117 223ZM130 220V221H129ZM28 221V222H27ZM29 221H30V223L32 222V224H33V222L34 221H36V222H34L35 224H36V228H34V226L32 225L31 226V224L29 225V224H27V223H29ZM41 221V220H40ZM45 221V219L43 220V221H41V223L43 224V222ZM57 221H56V225H54V227L56 226L57 228L59 227V226H57V224L59 225V223H57ZM62 221V223L63 222H65V220L63 221V220H61ZM68 221V220H67ZM82 221V220H81ZM98 221V219L96 220V218H95V216L93 217V218H90L89 220H86V222L83 220V222H84V225H87V226H80L79 227V229L77 228L75 231V233L72 231V230H74L75 228H73V227H78L79 225H74L75 223H73L72 225H73V227H72V225L70 226V227H72L71 229V231L73 232H70V234L72 233V236L69 234V231H67L66 230V232L68 233L67 235H70V237L68 236V239H67V241H65L64 243H62L61 244V246H60V249H59V251L60 252H67V250H69V251H71L72 249H74L73 248V246H75L76 244V246H78V243H84V246L82 245V244H80V246H78V247H82L83 246V248H81V249H84V247H85V244H88L89 242L88 241H90V240H92L93 241V239H94V241H96V242H98L97 240H96V236L97 237H99L100 238V234L99 235H96L95 234V238H93V239H91L92 237H93V235H90L86 230L90 227V228H92V226L93 225H95V222L96 223H98L97 222ZM103 221H100V223H102V226H103V224H104V222ZM107 221V220H106ZM105 221V222H106ZM112 221V222H111ZM232 221V220H231ZM47 222V221H46ZM68 222V223H69ZM109 222V221H108ZM108 222H106V223H108ZM136 222V224H138ZM152 222V221H151ZM50 223L48 224V226L50 227V226H52L53 224H51L50 225ZM53 223H55V222H53ZM61 223V224H62ZM70 223H69V225H70ZM105 223V224H106ZM109 223V224H110ZM121 223V224H120ZM254 223H256V222H254ZM34 224V225H35ZM41 224V225H42ZM46 225H47V223H45ZM65 224H67L66 222L65 223H63V226L61 225V227H63V228H60V229H63V231H64V229H66L67 227H64V226H66ZM80 224V223H79ZM81 224H82V222H81ZM128 224V225H129ZM145 224V223H144ZM248 224V223H247ZM257 224V223H256ZM23 225V226H22ZM25 225V226H26ZM41 225L39 224L38 226H40V228L41 229H39V230H43L42 228H45V226H44V224H43V226L44 227H41ZM108 225V224H107ZM115 225V224H114ZM146 225V224H145ZM96 226H97V224H96ZM96 226H94L93 228L94 229H96ZM101 226V225H100ZM99 225L97 226V230H96V232H98V229H99V227H100ZM250 226V225H249ZM254 226V225H253ZM20 227V228H21ZM83 227H85V228H83ZM108 227V228H109ZM240 227V226H239ZM22 228L20 229V230H22ZM25 228H24V230H25ZM48 228V227H47ZM50 228H52V232H53V227H50ZM50 228L49 229H46L45 228V230L47 231V230H49V231H51L50 230ZM57 228H55V230H57ZM69 228V227H68ZM101 228V227H100ZM255 228V227H254ZM263 228V227H262ZM86 229V230H85ZM247 229H248V227H247ZM19 230V229H18ZM24 230L23 231H18V232H20L21 234L24 232ZM27 230V231H28ZM37 230V229H36ZM44 230V233H48L49 234V232L47 231H45ZM59 230V229H58ZM89 230V229H88ZM100 230H102V229H99V231ZM17 231V230H16ZM35 231V230H34ZM32 229H31V231L29 230V232H26V233H24V234H22L21 236L22 237H20V240H19V238L18 239H16V237L14 236V240L16 239L17 241H19V242H17L16 240V242L15 241H13V243L15 244H13L12 245V247L10 248V251H9V249H8V253H7V251L5 250V252L7 253V257L6 258H3L2 259V261L4 262V260H6L7 259V262H9L8 261V259L10 258V260H13L12 258H13V256L14 255H18V254H20L21 255V251H23V250H25V248L29 245L28 243L30 242V240L32 239V238H34V237H36L37 235L36 234H38V236L37 237H40L41 238V236L39 235V232H37L36 233V231L34 232ZM61 232H62V230H60ZM103 231V230H102ZM111 231V232H112ZM236 231H237V229H236ZM232 232V234L233 235H235L237 232ZM51 232V233H52ZM55 232H57V231H55ZM61 232L59 233V235L61 234ZM110 232V231H109ZM108 232V234H110ZM112 232V233H113ZM36 233V234H35ZM40 233H42V232H40ZM42 234V235H44V236H46L45 234ZM50 233V234H51ZM101 233V232H100ZM104 233V232H103ZM102 233V234H103ZM105 233H106V231H105ZM104 233V234H105ZM231 233V232H230ZM243 233V232H242ZM245 234H246V232H244ZM15 234H16V232H15ZM19 234V233H18ZM50 234H49V236H50ZM56 234V233H55ZM55 234L53 233L52 235L53 236H55ZM101 234V235H102ZM103 234V235H104ZM108 234H106L107 236H108ZM1 235H3V234H1ZM64 235H66V234H64ZM66 235V236H67ZM74 235V236H73ZM102 235V236H103ZM111 235V234H110ZM109 235V236H110ZM19 235H17V237H18ZM49 236L47 235L46 237H48V239H49ZM102 236H101V238H102ZM107 236H105L106 237V239L105 240H107V238L109 237H107ZM112 236V235H111ZM111 236H110V239H111ZM113 236H114V234H113ZM173 236H174V234H173ZM242 236V235H241ZM36 237V238H37ZM104 237V236H103ZM126 237V238H127ZM39 238V239H40ZM50 238H52V236L50 237ZM66 238V237H65ZM89 238H90V240H89ZM113 238V237H112ZM123 238L124 237H122V240H123ZM38 239V238H37ZM57 239H58V237H57ZM56 238H55V242H56V240H57ZM74 239V240H73ZM109 239V238H108ZM114 239H115V237H114ZM116 239H118V238H116ZM115 239V240H116ZM125 239V238H124ZM200 239H203V237H199L198 238V240H197V242L196 243H198V245H199V247L200 246H204V245H201V244H199L200 243V241H202V240H200ZM36 240V239H35ZM43 241V239H40L39 241ZM104 240V241H105ZM113 240V239H112ZM121 240V241H122ZM239 240H241V239H239ZM37 241V240H36ZM50 241H52L53 242V244L55 243L54 242V240H51L50 239ZM69 241V242H68ZM85 241H86V243H85ZM91 241V242H92ZM104 241H103V243H104ZM121 241H120V243H119V240H118V242L117 243H114V242H116V241H114L113 240V244H115V247H119L118 249L119 250H121L120 249V246H119V244L121 245V247H122V244H123V247L126 245H124V243H126V242H124V243H121ZM124 241H127V239L126 240H124ZM33 242H35V241H33ZM32 242V243H33ZM67 242V243H66ZM88 242V243H87ZM91 242L89 243V244H91ZM99 242H102V240L101 241H99ZM98 242V243H99ZM106 242V241H105ZM128 242L130 243H128V246L126 245L124 248L126 249V247H128L127 249H126V251H125V249H124V251H123V249H122V251L121 252H125V253H123L124 255H122L118 250V252H119V254L118 253H116L115 255H122V257L121 258H118L117 257V259L113 262L112 261V259H111V261L113 262V264H143L144 262L143 261H138V260H132V259H129L128 260V255L129 254H131V252L132 251H134V250H136V248H137V242H134L133 241V238H130V241L128 240ZM107 243V242H106ZM109 243H110V247H112V246H114V245H112V241L110 242V240H109ZM109 243H107L108 245H109ZM119 243V244H118ZM31 244V243H30ZM35 244V243H34ZM89 244H88V246L86 245V247L87 248H89L90 249V246H89ZM93 244H97V243H93ZM105 244V243H104ZM104 244L102 245V247L104 246ZM116 244H118V245H116ZM32 245V244H31ZM82 245V246H81ZM262 244H257V246L258 247H260ZM92 246V245H91ZM99 246V245H98ZM97 245H96V247H93V250H94V248H96L95 249V251L100 247H98ZM106 246V245H105ZM166 246V245H165ZM263 246H264V244H263ZM78 247H77V250H80V251H78L79 253L81 252V249L79 248L78 249ZM91 247V248H92ZM109 247V246H108ZM108 247H106V248H108ZM109 247V250H111L112 248H110ZM167 247V246H166ZM205 247V252H203L204 254H206L208 257H209V260L208 261H210L212 258H211V256H213L214 257V255H215V251H216V249L217 248H220L219 246H217V245H215L214 244V240H211V242H210V245H206V246H204ZM28 248V247H27ZM26 248V249H27ZM76 248V247H75ZM235 247H233V249H234ZM86 249V248H85ZM101 249H103V248H101ZM100 249V250H101ZM114 249V248H113ZM117 249V248H116ZM116 249H114L115 251H116ZM76 250V249H75ZM74 250V251H75ZM99 250V251H100ZM114 250L112 251V252H114ZM73 251V252H74ZM82 251H84V250H82ZM92 251V250H91ZM91 251L89 252L88 251V253H90V255L91 254H93V251H92V253H91ZM94 251V252H95ZM99 251H98V255L100 256V254H99ZM103 250H101V252H102ZM20 252V253H19ZM63 252V253H64ZM73 252H70L71 254H75L76 253V255H78L77 254V252L75 251L74 253ZM86 252V251H85ZM84 252V253H85ZM175 252V253H174ZM181 252H183V254H184V251L183 250H179L178 249V251H173L172 253H170L169 254V257L167 258V259H165V260H163L165 263H166V261H167V263L168 264H180L181 262H183V260H184V256H181ZM232 252H234V253H232V255L233 256H235V257H233L232 259H233V263H235V262H237L238 261V257L235 255V251L234 250H232ZM70 253H66V254H68V255H70ZM82 253V254H81ZM80 254H81V256L82 255H84V253L83 252H81ZM88 253H87V257H88ZM146 255H148V253L149 252H144ZM174 253V254H173ZM79 254V255H80ZM97 255V252L96 253H94V256H96ZM103 254V253H102ZM173 254V255H172ZM16 255V256H17ZM19 255V256H20ZM75 255V256H76ZM105 254H103V256H104ZM113 255V254H112ZM117 255V256H118ZM16 256H14V260H15V258H16ZM18 256V257H19ZM67 256V255H66ZM65 256V254H64V256L63 257H61V260H62V263L63 264H71L72 262L69 260L72 256H74V255H72L71 257H66ZM75 256H74V258H75ZM81 256H79V258L81 257ZM86 256H83L82 258H86ZM92 256V255H91ZM90 256V257H91ZM93 256V258L91 259L90 258V260H92L93 261V259H94V261H97V259L95 260V258L96 257H94ZM99 256H97V257H99ZM174 256V257H173ZM12 257V258H11ZM17 257V258H18ZM104 257H106V256H104ZM109 255H108V264L109 263H112V262H110V260H109ZM172 257V258H171ZM16 258V259H17ZM74 258L72 259V261L74 260ZM78 258V259H79ZM81 258V260H83ZM89 258V257H88ZM88 258H86V260H87V262L89 261L88 260ZM113 258V257H112ZM76 259V258H75ZM119 259V260H118ZM37 260V259H36ZM35 260V261H36ZM246 260H251V261H253V259H246ZM38 261V260H37ZM92 261H90V262H92ZM99 261V260H98ZM107 260H105V258H104V260H103V263H105V264H107V262H106ZM3 262L1 263L0 262V264H3ZM12 262V261H11ZM11 262L10 263H8V264H11ZM86 261L84 260L82 263H85ZM85 263V264H89V263ZM34 263H36V262H33V263H31V264H34ZM95 263V262H94ZM93 262L92 263H90V264H94ZM243 263L244 264H247V261H243ZM4 264H6V263H4ZM38 264H39V261H38ZM95 264H97V263H95ZM100 264V263H99ZM249 264V263H248Z\"/></svg>","mask_w":264,"mask_h":264}]
</instances>
